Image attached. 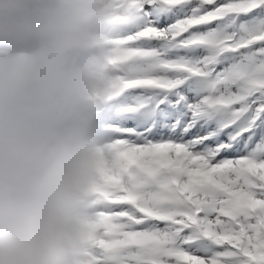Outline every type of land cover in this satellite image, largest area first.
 Masks as SVG:
<instances>
[{"label": "snow or ice", "instance_id": "snow-or-ice-1", "mask_svg": "<svg viewBox=\"0 0 264 264\" xmlns=\"http://www.w3.org/2000/svg\"><path fill=\"white\" fill-rule=\"evenodd\" d=\"M83 264H264V0H124Z\"/></svg>", "mask_w": 264, "mask_h": 264}, {"label": "clouds", "instance_id": "clouds-1", "mask_svg": "<svg viewBox=\"0 0 264 264\" xmlns=\"http://www.w3.org/2000/svg\"><path fill=\"white\" fill-rule=\"evenodd\" d=\"M0 0V264H83L92 235L95 146L86 107L96 68L84 43L92 0Z\"/></svg>", "mask_w": 264, "mask_h": 264}, {"label": "rangeland", "instance_id": "rangeland-1", "mask_svg": "<svg viewBox=\"0 0 264 264\" xmlns=\"http://www.w3.org/2000/svg\"><path fill=\"white\" fill-rule=\"evenodd\" d=\"M99 5L97 4L95 7H94V5H93V9L94 10H97V9H99L102 5H104V4H106V0H99ZM30 3L29 2H26V1H24V2H22V4L20 5L21 6V10H22V14L24 15V17H25V15H26V13H25V9L27 8V7H30ZM25 7V8H24ZM93 15H94V11H93V13H92ZM100 17L99 16H95V20H97V19H99ZM124 22H122V21H119V22H116V23H114V25L110 28V30L111 29H114L115 30V33H118V35H121V32H122V28H123V26H124ZM108 29V28H107ZM102 31H103V29H102ZM14 50V49H13ZM95 80V79H94ZM84 257H85V255L84 254H82Z\"/></svg>", "mask_w": 264, "mask_h": 264}]
</instances>
